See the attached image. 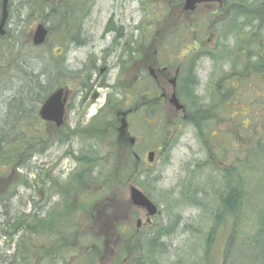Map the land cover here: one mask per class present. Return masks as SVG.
<instances>
[{
  "label": "rangeland",
  "instance_id": "obj_1",
  "mask_svg": "<svg viewBox=\"0 0 264 264\" xmlns=\"http://www.w3.org/2000/svg\"><path fill=\"white\" fill-rule=\"evenodd\" d=\"M70 1L69 4H73V1H79L74 4L82 7V9H77V13L74 12L75 16L83 14L85 9L84 6H87L90 1L95 2L93 18H97L96 21L100 20V14H98L100 7L105 10L110 5V0L102 1L101 4L100 0ZM230 1L232 0H229V2ZM24 2L25 0H11L14 7L9 11V18L11 19L9 28H12V37L17 41V46L20 47V45L23 44L21 38H19L20 36H18L19 32L27 30L30 37L34 27L38 23H43L45 25L49 33L47 42L38 48L27 49L25 53L22 54L32 59L30 69H33V72L38 76L41 82H44V76L40 74L41 70L44 68L48 70L50 73L49 87L50 91H52L58 86H63L66 83L71 68L76 66V64L81 66L82 64L80 65V62L87 61L89 51L86 49L79 51L70 50L71 46H68L70 42L67 40L66 36L75 31L71 30V24L74 23L68 24V22H65L66 18H61L59 15H51L48 22L41 17H33L34 21L32 22L30 30L26 29V17L24 14H26L28 6L24 4V9L21 8ZM62 2H64V0H62ZM134 3L137 4L136 1ZM50 4L53 6L58 5V11L62 9L61 0H50ZM210 11L211 5L199 4L192 16L195 19L200 18V21L195 23L194 27L197 28L199 25L201 26V35L196 38V41L200 39L204 40L202 47L196 50L198 46L191 37H178L175 48H181L183 51L190 50L189 54L193 56L194 54L198 55L203 48L215 50L219 43H222L220 44L222 46L226 45L228 49L234 45L236 39L234 35L230 34L223 37L217 29L219 22L225 18L226 14L219 12V15L205 16ZM138 18L137 16V24L140 28L145 27L147 32L155 27V21L150 25H144L139 23ZM91 26L93 25L90 23L84 25L86 29L84 34H89ZM125 26L129 28L128 24ZM137 31V35L144 32V30ZM94 32L97 33V30H94ZM184 32H186V28H184ZM259 34L261 37H264V27L259 30ZM140 42V38L138 37L137 44H140ZM182 44L183 47H181ZM213 52L214 60L200 58L198 61L197 58V73L199 74L201 83L199 89L198 87L196 89V94L204 95L205 90L206 93L210 92L211 88L216 86L221 79L224 78L223 84L226 88H230L231 86H235L236 88H232L233 94L226 105L225 116L221 114L219 117L214 118L206 133L203 130L200 131L193 125L185 124L183 128L181 127L179 129L180 134L176 141L169 139L172 137V133L170 132L173 130L175 131V127H170L171 123H167L169 124L168 127L166 122L172 119L170 116L168 119H165L163 115L160 118L155 117V119H157V126L155 125L151 137L148 138L145 127V124L148 122L143 118V113H136L130 116L128 131L130 136L136 138L137 142L133 149L140 156L141 170L142 172L150 171V176H158V180L153 182L152 186H147V184L144 185L141 182L135 181V177L133 180L127 179L120 182L118 180L119 177L115 175L114 178L110 180L109 187H107L106 185L104 186V176L102 175L100 179V172L96 175L93 172L89 185H86L90 194V198L88 197L89 199H87V202L90 204L88 211H82L79 204L80 195L77 192L71 193V197L68 200H60L58 195L53 194L50 192V189H48L49 180L46 179V175L52 176L56 181L64 182L81 169L82 164L77 163L74 156L85 152L87 145L91 144L92 140H88L87 142L79 140L83 138L80 135L82 130H80L78 136L73 135L72 138L66 140H52V143L43 154L35 155L31 158L26 168L17 170L11 175L12 177H8V181L4 179L2 181L0 180L1 195L7 193L11 179H19L20 176L18 174L26 175L28 186L19 187L20 193L18 196H20V198H15L13 206L10 207L14 214L20 212V214L23 215L18 221L24 218L26 220L25 225H27L28 221H30V216H28L29 213L38 212L40 214H45L54 203L58 202L55 205L56 210H60L62 215L65 213L67 215L73 213L71 218L77 220L79 232L83 233L88 231L99 240V245L96 247L94 246L95 248L93 247V254L94 256L96 254V256L94 259L92 258L89 260L87 264H136L135 261L137 258L133 257V253L128 258H126L127 256H125V258H118L114 246L105 247V240L103 238L102 241L100 240V233L106 230V233H109V237L112 236L108 242L112 241L114 238L116 240L117 236L114 231L117 226L122 225L125 226L126 229L131 230L132 236L134 234L144 235L156 229L159 225L173 223L178 214L179 216L176 220L174 231L166 237H161L159 239L162 244L160 243L161 245L158 247L162 249L166 248V254L159 260L160 263L173 264L178 261L180 255H186L187 253L192 254L196 252V250L198 254L201 253L204 243V232L211 224L212 219L210 218L209 209L211 210L219 204L215 191L216 188H220L222 185V169L230 170L233 165H243V162L245 164L248 162L249 166L251 164V167H256L257 171L251 170L248 173L247 171L244 173V178L246 179L244 184L251 189H254L259 177H264V72L259 74V76L251 74L250 68L249 72L245 71L241 64L232 68L229 60L218 61V59H216L217 50ZM58 53L60 54L58 55ZM111 59H113V57ZM3 64L6 65V62L3 58H0V67L3 66ZM1 69H3V67ZM13 69L15 72L12 70H10V73L7 72L8 74L5 75L0 83V124H2L3 121H10L7 107L14 99V96H17L18 93H22L24 90L27 94V87L24 86L25 81L22 79L21 72L14 67ZM59 69H63L60 74L63 76L60 79L61 82L58 81L54 75ZM115 73V70H112L107 74L105 77L106 79H104V88L100 89V104L103 103L105 97L111 90L113 91L115 88V85H113L115 82ZM106 84L109 86L108 88ZM28 85L30 86L32 84ZM29 96L31 95L29 94ZM111 96L113 99L116 97L113 95ZM237 96H242V98L237 99ZM39 106L40 104L36 106V112ZM193 107L194 105H191V109H193ZM96 108V105L90 106L86 112V118L90 113H93ZM68 118L73 119V117L66 115L65 125L67 121H69ZM108 119V123L115 121L114 112L110 114ZM69 124L70 121L68 122V125ZM164 124L166 126H163ZM68 125L65 126L66 129L69 128ZM40 127L48 129L49 132H53L51 126L48 124L40 123ZM168 135H170L169 138ZM164 139H168V142H165ZM113 140L112 153L114 155V166L116 163L117 168L118 166H123L125 163L127 149L125 144H116V134ZM110 142L109 139L100 140L94 148L95 152L103 157V155L107 153L106 151L111 148V145H109ZM159 144H167L166 146L168 147L162 148V146L161 149H158ZM254 149L257 150L256 153H252L251 156H249L248 151H253ZM128 150L130 151L129 148ZM149 150H154L155 152L151 162H149L146 157V153ZM165 156L167 158H165ZM196 161H200L203 166L195 169L194 173H191L190 170L193 169ZM105 168H107V166ZM138 173H141V171ZM138 180L142 181L143 177L138 178ZM190 183L195 187V184H199V186L202 187L199 196H201L200 199L202 198L205 205H207V209L200 206L186 205L184 203H180V205L175 204L174 200L180 199L182 195V184L186 185ZM130 185L143 191L160 210V214L151 217V222H146L147 215L144 210L132 205L129 201ZM253 191H251L249 193L250 195L248 194L247 197L249 199L251 197L252 200L257 202L258 196L251 194ZM170 193L172 196L167 195H170ZM110 202L114 207L113 216H111L112 213L107 212L109 208L107 204ZM169 203L173 206L171 212L169 210L167 211ZM38 207H41V210ZM97 208L100 209V224L91 216ZM2 209L3 208H0V214L3 211ZM246 211L248 215L251 214L250 209H244L245 215ZM138 219L141 221L139 226H137ZM30 223L31 222H29V224ZM200 228H202V231H200ZM21 236L24 239L20 246L22 251H27L25 244L28 245L31 241L39 247L38 251H41L40 248L44 243L48 245L46 235H34L30 238L28 236L25 237L23 229H21V232H17L13 236V239L8 238V240H6L0 237V264H6L4 263L6 259L2 257L1 254V252H3L1 251L2 248H4V251L8 250L7 254L11 253ZM216 239V246H223L225 234L218 233ZM134 243V238L128 243L130 250ZM85 248V244L75 245L74 249L67 252L65 261H70L69 264H83L82 258H78V255H81L85 251ZM136 254L140 257L141 250L138 249ZM44 262V259H41L39 254L34 253L27 258L25 264H44Z\"/></svg>",
  "mask_w": 264,
  "mask_h": 264
},
{
  "label": "trees",
  "instance_id": "obj_2",
  "mask_svg": "<svg viewBox=\"0 0 264 264\" xmlns=\"http://www.w3.org/2000/svg\"><path fill=\"white\" fill-rule=\"evenodd\" d=\"M69 1L64 0L62 2L61 0L62 9L58 11V5L53 6L50 4V0H25L21 8L24 9V4L28 6L27 12L24 14L26 17V29L30 30L34 21L33 17L36 16L41 17L46 22L49 21L51 15H59L61 18L74 16V12L77 13V9H80L74 3L79 1H73V4H69L72 2ZM225 3L222 9H226V13H224L226 15L219 22L217 29L221 36L225 37L231 34L236 39L234 45L229 49L226 45L222 46L220 45L222 43H219L215 48L217 50L216 59L218 61L229 60L232 68L241 64L245 71L249 72L250 68L251 73L263 72L264 37L260 36L259 30L264 27V0H232L230 2L229 0H225ZM13 7V3L9 0L8 12ZM9 16L6 22V36L0 37V58H3L6 62V65L3 64L0 67V83L5 75L11 72L10 70L14 71V67L22 74V79L25 81V83L23 82L24 86L27 87V94L24 90L22 93L14 96V99L7 107L10 121H3L0 124L1 181L3 179L8 181V177H12L11 175L17 170L26 168L31 158L35 155L43 154L52 143V140L72 138L70 130H66L64 127L54 129L55 134L49 132L48 129L40 127V123L43 122L39 119L35 108L51 92L49 87L50 73L46 68L41 70L40 74L44 76V82H41L33 72V69H30L32 59L22 53H25L27 49L38 47L31 43L27 30L19 32L18 36H20L19 38H21L23 45L17 46V41L12 37V28H9L11 23ZM215 50L210 49L208 52L214 57L213 51ZM2 67L3 69H1ZM62 71L63 69H59L55 74L53 73L58 81L63 77L60 75ZM224 80L225 78L221 79L216 86L211 88L209 92L211 100L209 103L197 100L193 101L191 93V98L185 99L187 104L189 103L190 105L188 107L186 104L189 110H187V120L200 131L203 130L206 133L213 119L226 113L227 97L233 94L232 91L236 87L231 86L230 88H226L223 84ZM28 84L32 85L29 86ZM108 99L111 100V96H108ZM113 100V105H115L117 103L116 99ZM190 102L194 103L193 109H191ZM109 116L110 114L108 115L106 111L102 120H100V140L109 139L111 141L109 144L111 148L106 151L107 153L103 157L101 155L99 157L96 152L94 154L82 152L74 156L75 160L82 164V167L64 182L56 181L52 176L46 175V179L49 180L48 189L53 194L58 195L60 200H68L71 197V193L77 192L80 195L79 204L82 211H88L90 204L87 202V199L90 198V194L86 185H89L90 180L88 179L92 178V167L98 165L99 162L100 179L103 175L105 179L104 186L106 185L107 187H109L110 180L115 175L119 177L118 180L120 182L127 179L133 180L135 177V181L141 182L144 185L147 184V186H152L153 182L158 180V176H150V171L142 172L140 162L136 161L130 152L126 153L127 157L123 166L116 168V163L114 166V155L112 153L114 132L107 124ZM166 145L161 144L160 146L167 148L168 146ZM256 151V149L248 151V155L251 156ZM165 158L167 157L165 156ZM106 166L108 169L105 168ZM201 166L203 164L200 161H196L190 172L194 173L195 169ZM251 170L257 171L256 167H251V164L249 166L248 162L247 164L243 162V165H233L230 170L222 169V185L220 188H216L215 191L219 204L211 210L209 209L210 218L212 219L211 224L204 232V243L201 253L198 254L196 250L192 254L180 255L178 261L173 264H264V177H259V180L257 179L254 189L247 187L244 184L246 180L244 173L246 171L248 173ZM140 171L141 173H138ZM18 175L20 176L19 179H11L7 193L0 195V208H3L0 214V237L6 240L8 238L13 239V236L23 229L25 237L46 235L48 245L44 243L40 248L41 251H38L39 247L30 240V244H25L27 251H22L20 246L24 239L21 236L11 253L7 254L8 250L4 251V248H2V257L6 259L4 263L25 264L29 256L37 253L41 259H44V264H69L70 261H65V256L77 244L86 245L85 251L81 255H78V258H82L83 264H87L92 258L94 259L96 254L94 256L93 247L99 245L98 238L88 231L79 232L77 220L71 218L73 213L62 215L60 210H56L55 205L58 202L54 203L45 214L38 212L29 213L30 221H28L27 225L15 229L18 219L23 215L20 212L18 213L19 215L14 214L10 207L13 206L15 198H20L18 196L20 193L19 187L28 186L26 175ZM140 177H143L142 181L138 180ZM195 185L196 187L191 185V183L182 184V195L180 199L174 200L175 204L180 205V203H184L207 209V205H205L203 199H200L201 196H199L202 187L199 184ZM146 190L148 191L147 188ZM251 191H253L251 194L258 196L257 202L252 200L251 197L250 199L247 197ZM167 195L172 196L171 193ZM107 206H109L107 212L112 213L111 216H113L114 207L112 203H108ZM172 207V204L169 203L167 211L171 212ZM39 209L41 210V207ZM244 209H250L251 214L248 215L246 211L245 215ZM178 216L177 214L173 223L159 225L156 229L144 235L134 234L132 236L130 229L128 230L125 226L119 225L114 231L116 236L120 237L115 246L113 245L115 238L110 241V245L107 244L112 236L109 237V233H106V230L101 232L104 236L100 235V237H105L104 240L107 247H115L118 258H125V256L128 258L133 253V257L137 258L136 261L134 260L136 264H161L159 260L166 254V248L162 249L158 247L162 244L159 239L166 237L174 231ZM29 222L31 223L29 224ZM200 231H202V228H200ZM218 233L225 234L224 244L221 247L216 246V236ZM133 238L135 243L130 250L128 243ZM138 249L141 250L140 257L136 254Z\"/></svg>",
  "mask_w": 264,
  "mask_h": 264
},
{
  "label": "flooded vegetation",
  "instance_id": "obj_3",
  "mask_svg": "<svg viewBox=\"0 0 264 264\" xmlns=\"http://www.w3.org/2000/svg\"><path fill=\"white\" fill-rule=\"evenodd\" d=\"M102 1L107 0H100V4ZM184 4L185 0H110L107 9L100 7L98 11L100 20L96 21L97 18H93L95 2L90 1L84 6L83 14L65 19L68 24L77 25L75 31L66 36L70 42L68 45L71 46L70 50L86 49L89 54L87 61L80 62L81 66L76 64L69 70L66 83L62 86L65 113L61 127L66 129L65 126L70 121L66 130H70L71 136H78L82 130L80 135L83 138L79 140L84 142L92 140L85 152L94 154V148L97 142H100V120L106 111L108 115L112 112L115 115V121L107 124L113 129L114 135L116 134V144H125L127 152L133 155L131 148L135 146L136 140L133 144L130 141L128 131L130 116L143 113V118L148 122L145 124L148 138L151 137L155 125L157 126L155 117L160 118L164 115V118L168 119L170 116L172 120L166 124L171 123L170 127H175V131H171L172 137L169 138L168 135V138L176 141L181 127L183 128L185 124L193 125L187 120L190 105L185 101L186 98H191L190 93L193 101L210 102L211 94L206 93V90L204 95L196 94V89L197 87L199 89L201 83L197 68L200 58L213 60L215 58L209 54L207 48L201 49L202 53L200 50L198 55L193 56L189 54L190 50L175 48L178 37H191L198 46L196 50L202 47L204 42L201 39L196 41L201 35V26L195 28L194 24L200 21V18L192 17L199 4H196L193 10H185ZM202 4L211 5V11L205 16L226 13V9H222L225 2L222 5ZM137 16L140 24L150 25L155 21V27L149 32L145 27L140 28ZM88 23L93 26L86 35L84 25ZM126 24L129 28L125 26ZM94 30H97V33ZM137 30L144 32L137 35ZM138 37L140 44H137ZM112 70L116 72L113 84L115 88L107 96H116L114 99L117 103L113 105V98L109 100L106 96L100 104V89L104 88V79ZM261 73L251 74L259 76ZM106 87L109 86L106 84ZM173 92L184 105V109H177L170 101ZM231 96L227 97V101ZM236 98L240 99L242 96ZM190 103L194 105L193 102ZM93 105L97 106L96 110L86 118V112ZM66 115L73 117L74 120L68 118L69 121L65 125ZM43 122L51 126L55 134L54 129L57 128L55 123ZM167 126L169 127V124ZM164 141L168 142V139ZM160 147L159 144L158 149ZM92 168L95 175L98 174L100 162ZM91 216L100 224L99 208L95 209Z\"/></svg>",
  "mask_w": 264,
  "mask_h": 264
},
{
  "label": "water",
  "instance_id": "obj_4",
  "mask_svg": "<svg viewBox=\"0 0 264 264\" xmlns=\"http://www.w3.org/2000/svg\"><path fill=\"white\" fill-rule=\"evenodd\" d=\"M219 3L222 4L223 0H185V10H193L198 3ZM9 0H0V37L6 36V22L9 16L8 12ZM47 36V29L43 23H38L32 31L31 41L34 45L38 46L45 42ZM174 81V80H173ZM64 89L58 88L52 92L43 102L39 109V116L46 121H52L56 126H60L63 123L64 117ZM170 101L175 105L177 109H184V105L172 93ZM131 143L134 142V138H130ZM135 157L138 156L135 154ZM149 161L153 160L154 152L149 151L147 153ZM129 200L134 205L146 212L147 220L150 221V217L159 213L157 206L137 187L131 185L129 187ZM140 219L137 220V226L140 225ZM25 223V220H21L17 223L16 228Z\"/></svg>",
  "mask_w": 264,
  "mask_h": 264
},
{
  "label": "bare ground",
  "instance_id": "obj_5",
  "mask_svg": "<svg viewBox=\"0 0 264 264\" xmlns=\"http://www.w3.org/2000/svg\"><path fill=\"white\" fill-rule=\"evenodd\" d=\"M75 16V15H74ZM68 17H72V16H68ZM67 17V18H68ZM75 27H76V24H71V30L73 31V30H75Z\"/></svg>",
  "mask_w": 264,
  "mask_h": 264
}]
</instances>
